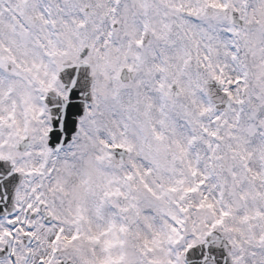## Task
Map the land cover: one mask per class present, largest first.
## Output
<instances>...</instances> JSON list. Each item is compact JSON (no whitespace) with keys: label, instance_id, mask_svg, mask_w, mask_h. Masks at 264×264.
I'll use <instances>...</instances> for the list:
<instances>
[{"label":"rangeland","instance_id":"374dc122","mask_svg":"<svg viewBox=\"0 0 264 264\" xmlns=\"http://www.w3.org/2000/svg\"><path fill=\"white\" fill-rule=\"evenodd\" d=\"M166 1V14L198 36L194 53L162 49L160 34L152 37L163 0H125L115 37L107 0H0V159L12 158L25 176L19 206L33 207L35 192L54 223L36 224L30 257L55 259V239L77 264H185L188 250L220 231L235 264H264V0L248 7L245 0ZM199 2L201 29L194 23L192 31L177 10H197ZM138 3L142 17L133 14ZM206 7L216 10L211 17ZM227 7L248 16L246 30L230 26L221 14ZM90 57L94 105L73 144L53 153L43 101L48 92L63 94L64 61ZM190 58L197 72L183 67ZM120 68L134 70L136 81L120 84ZM212 79L234 101L229 114L206 96ZM27 137L30 151L16 154ZM113 148L130 153L128 167L110 164Z\"/></svg>","mask_w":264,"mask_h":264},{"label":"water","instance_id":"95a60500","mask_svg":"<svg viewBox=\"0 0 264 264\" xmlns=\"http://www.w3.org/2000/svg\"><path fill=\"white\" fill-rule=\"evenodd\" d=\"M89 73V65L76 67L69 63L65 64L59 79L68 91L67 101L54 93H50L46 99V104L52 116L49 146L57 152L71 143L77 132L79 119L86 114L87 104H93L91 94L93 78L89 77ZM131 80L132 76L126 81L130 82ZM209 95L218 111H229L230 102L227 96L222 94L220 86L217 84L212 85ZM28 145L27 140L19 145L17 149L28 148ZM113 154L114 163L125 159L123 151H114ZM22 183L23 178L14 172L10 162L0 164V195L5 200V205H12ZM230 251L226 239L214 233L208 236L204 246L193 249L188 253L187 262L189 264H233Z\"/></svg>","mask_w":264,"mask_h":264},{"label":"flooded vegetation","instance_id":"af4514ba","mask_svg":"<svg viewBox=\"0 0 264 264\" xmlns=\"http://www.w3.org/2000/svg\"><path fill=\"white\" fill-rule=\"evenodd\" d=\"M19 210L20 211H23V214H22V212H20V214L21 215H23V220H26V221H30V223H32V224H34L33 222L35 221V219H38L39 217L37 216H31V215H29L28 217L26 216V207L25 206H21L20 208H19ZM41 220V219H40ZM7 224V223H6ZM4 226H6L5 225V223L4 222H2V221H0V228L1 227H4ZM20 227H26V222H22L21 223V226ZM1 232L2 233H5V230H1ZM21 236V234L18 232V233H14L13 234V237H14V239H13V241H15L17 238H19ZM22 237V240H23V236H21ZM0 244H1V246H0V250L2 249V248H4L3 247V243H2V241L0 240ZM17 247L19 248V249H17V250H14V252H12L11 253V255H10V257L9 258H7L6 260H3V261H0V264H12V262H16V263H18V264H27V260H25L24 258H28V255L27 254H25L24 252H25V250L24 249H20V245L19 244H17ZM21 253H23V254H21ZM21 255H22V257H23V260L22 259H20L21 258ZM30 264V263H29ZM33 264H44V262H43V257H41V256H38V257H35V259H34V263Z\"/></svg>","mask_w":264,"mask_h":264}]
</instances>
